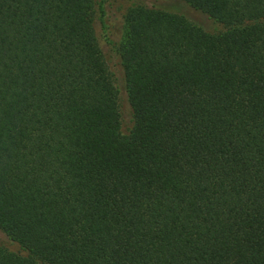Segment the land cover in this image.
<instances>
[{"label":"trees","instance_id":"16d2710c","mask_svg":"<svg viewBox=\"0 0 264 264\" xmlns=\"http://www.w3.org/2000/svg\"><path fill=\"white\" fill-rule=\"evenodd\" d=\"M100 3L0 0V264H264V0L128 7L120 88Z\"/></svg>","mask_w":264,"mask_h":264},{"label":"rangeland","instance_id":"374dc122","mask_svg":"<svg viewBox=\"0 0 264 264\" xmlns=\"http://www.w3.org/2000/svg\"><path fill=\"white\" fill-rule=\"evenodd\" d=\"M97 4L100 0H94ZM171 0H101L100 7L95 5V22L94 32L98 39L101 51L107 60L108 66L113 73L115 84L117 88H120L121 73L118 67L116 58H113L111 53L112 45L117 43L120 38V32L122 28V15L125 10L133 5L143 4L150 6L152 4L169 6ZM101 13V15H100ZM196 22L205 27L209 31L215 30L208 20L203 17H193ZM119 111H120V132L122 134L127 132L129 127V108L126 104L124 94L119 92ZM0 243L8 244L6 238L0 233Z\"/></svg>","mask_w":264,"mask_h":264}]
</instances>
